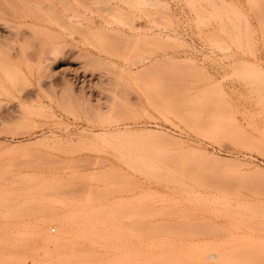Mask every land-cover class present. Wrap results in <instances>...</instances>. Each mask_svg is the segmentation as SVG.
I'll return each mask as SVG.
<instances>
[{"label":"rangeland","instance_id":"obj_1","mask_svg":"<svg viewBox=\"0 0 264 264\" xmlns=\"http://www.w3.org/2000/svg\"><path fill=\"white\" fill-rule=\"evenodd\" d=\"M1 11L0 264H264V0Z\"/></svg>","mask_w":264,"mask_h":264},{"label":"bare ground","instance_id":"obj_2","mask_svg":"<svg viewBox=\"0 0 264 264\" xmlns=\"http://www.w3.org/2000/svg\"><path fill=\"white\" fill-rule=\"evenodd\" d=\"M114 8H115V7H114ZM2 9H3V8H2ZM3 11H6V13L9 12V11L7 12L6 9H5V10L3 9ZM0 13H2V11H1ZM4 13H5V12H3L2 15H4ZM6 13H5V14H6ZM3 24H4V23H3ZM3 24H1V25H3ZM4 25H5V24H4ZM4 25H3V26H4ZM6 26H7V25H6ZM4 27H5V26H4ZM7 29H8V28H7ZM7 35H9V34H6V36H7ZM0 36H1V35H0ZM3 37H4V36H3ZM5 38H6V37H5ZM50 66H51V65H50ZM50 69H51V68H50ZM54 70H55V69H54ZM56 70H57V69H56ZM58 70H59V69H58ZM58 70L55 71V72H59ZM63 71H64V70H63ZM55 72H53L54 74H53V73H52V74H53V75H56ZM62 73H63V72H62ZM74 74H75V73H74ZM135 132H136V131H135ZM135 132L133 133L134 135L131 134V135H128V136L153 135V137H156V138H158V139L161 137V136H159L158 134H156L157 132H156V133H153V132L150 133V132H146V131H143V132H142V131H139V132H137V133H135ZM122 133H126V132H122ZM113 134H114V133H113ZM117 134L120 135V133H117ZM103 135H104V134H103ZM154 135H155V136H154ZM110 136H112L111 133H110ZM113 137H114V136H113ZM116 137H118V135H116ZM122 137H123V135H122ZM162 138H163V137H162ZM164 139H166V138H163V140H164ZM166 140H167V139H166ZM166 140H164V141H166ZM167 141H169V140H167ZM167 141H166V142H167ZM200 154H201V153H200ZM215 158H216V157H215ZM216 160H217V158H216ZM218 160H219V159H218ZM219 161H221V160H219ZM84 230H85V229H84ZM89 230H90V229H87V231H89ZM70 232H72V231H70ZM70 232H68V233H70ZM90 232H91V230H90ZM83 233L86 234V232H83ZM89 234H90V233H89ZM71 235H72V234H71ZM87 235H88V233H87ZM73 237H74V235H73ZM84 239H86V238L84 237ZM87 239H88V238H87ZM87 239H86V240H87ZM88 240H89V239H88ZM131 242H133L134 244H131L132 246H127V245H125V246H127V247H126V248H127L126 250H128V247H132V248L136 247V248H138V247L141 245V244L139 245V244L137 243V244H138V245H137L138 247H137V246H134V247H133V245H135V242H134V241H131ZM138 242H139V241H138ZM147 242L149 243V242H151V241H147ZM162 242H165V241H162ZM172 242H173V243H170V242H169V243L171 244V245H170V250H171L172 245L175 244L174 241H172ZM197 242H198V241H197ZM125 243H126V242H125ZM128 243H129V241H128ZM139 243H142V242H139ZM155 243H157V242H155ZM166 243H167V241H166ZM186 243H187V241H186ZM188 243H191V241L188 242ZM188 243H187V244H188ZM195 243H196V241H195ZM195 243H194V241H193V244H195ZM198 243H199V242H198ZM142 244H144V243H142ZM151 244H153V243H151ZM199 244H200L201 246H203L201 243H199ZM129 245H130V244H129ZM148 245H149V244H148ZM148 245L146 246L145 249H143L145 246L142 247V248L140 249V252L142 251L141 254L143 253L144 257L147 256V255H148L147 257H149V255L151 256L150 253H152V252H150V251H151L150 249H152V250L154 249V250H153L154 252H157L155 249H157V248L159 249V247H157V246L153 248L154 245H152V246L150 245L152 248L149 249L150 246H148ZM155 245H157V244H155ZM163 245H164V243H163ZM165 245H167V244H165ZM189 245H190V244H189ZM168 246H169V244H168ZM168 246H164V247H165V248L167 247V248L169 249ZM176 246H177V245H176ZM176 246H175V247H176ZM197 246L199 247L198 244H197ZM197 246H194V247H196V248H193V245H191V247L194 249V251H195V249H197ZM76 247H79V246H76ZM147 247H148V248H147ZM136 248H134V249L136 250ZM139 248H140V247H139ZM139 248H138V250H139ZM167 248H166V249H167ZM176 248H177V247H176ZM199 248L202 249V247H199ZM134 249H131V251L128 250V251H127V254H124V255H126L125 257H127V259H128V256H130V259H131V256L134 257V256H133V253H132V252L134 251ZM160 249H161V248H160ZM172 249H173V248H172ZM187 249H188V248H187ZM201 249H200V250H201ZM71 250H72V248H71ZM138 250H137V251H138ZM170 250H169V252H170ZM180 250H181V249H180ZM189 250H192V249H189ZM202 250H203V249H202ZM137 251L134 252V253H135V257L138 256L137 253H139V252H137ZM158 251L160 252V250H158ZM171 251H172V250H171ZM174 251H176V249H175V250L173 249V252H174ZM182 251H183V249H182ZM187 251H188V250H187ZM187 251L185 250V252H184L182 255H184ZM196 251H198V249H197ZM196 251H195V252H196ZM129 252H130V253H129ZM136 252H137V253H136ZM154 252H153V253H154ZM159 252H157V253H159ZM164 252H165V250H164ZM190 252H192L191 254L189 253L190 256H192V255L194 256V255H195V254H193V253H195V252H193V250L190 251ZM124 253H125V252H124ZM160 253H161L160 256H159V254H157V255H158V257H160L159 259H162V258H163V257H162L163 248H162V252H160ZM167 253H168V250H167ZM167 253H164V254H165L164 256H167V255H169L170 253L172 254V252H170L169 254H167ZM202 253H203V251H202ZM80 254H82V253H80ZM80 254L78 253V255H80ZM128 254H129V255H128ZM130 254H131V255H130ZM197 254L200 255V256H197ZM197 254H196L197 257L194 256V257H192V259H193V258H194V259H199V258H201V257L203 256V254H201L199 251H198ZM75 255H76V254H75ZM153 255H154V254H153ZM157 255H156V256H157ZM172 255L174 256V253H173ZM179 255H180V254H179ZM189 255L186 253L185 256L188 257ZM139 256L142 258L141 255H139ZM139 256H138V257H139ZM170 256H171V255H170ZM170 256H169V257H168V256H167V257H164V259H167V258L169 259V258H170V260H171V257H170ZM209 256H210L211 258H214L216 255L213 254V253H210ZM80 257H83V255L78 256V258L75 257V259H76V260H77V259L80 260ZM144 257H143V258H144ZM161 257H162V258H161ZM198 257H199V258H198ZM143 258H142V259H143ZM145 258H146V257H145ZM175 258H176V256H175L173 259H175ZM180 258H181V256H180ZM81 259H82V258H81ZM134 259H135V258H134ZM185 259L187 260V259H191V258L189 257V258H185ZM82 260H84V259H82ZM177 260H178V259H177ZM77 262H78V260H77ZM80 262H82V261H80Z\"/></svg>","mask_w":264,"mask_h":264}]
</instances>
